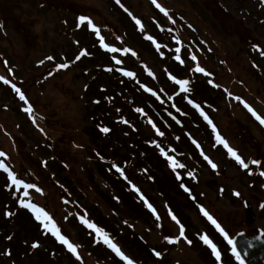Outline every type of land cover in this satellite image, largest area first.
Here are the masks:
<instances>
[{"label": "rangeland", "instance_id": "1", "mask_svg": "<svg viewBox=\"0 0 264 264\" xmlns=\"http://www.w3.org/2000/svg\"><path fill=\"white\" fill-rule=\"evenodd\" d=\"M260 120L264 0H0V264H241Z\"/></svg>", "mask_w": 264, "mask_h": 264}, {"label": "snow or ice", "instance_id": "2", "mask_svg": "<svg viewBox=\"0 0 264 264\" xmlns=\"http://www.w3.org/2000/svg\"><path fill=\"white\" fill-rule=\"evenodd\" d=\"M155 2H156V0H153V3H155ZM157 7H159L158 4H157ZM161 11H164V9L161 8ZM165 15H167V12H165ZM80 19H81V22H83L85 18L81 17ZM88 23H91V21H88ZM137 23H139V22H137ZM94 31H98V29H94ZM81 55H85V53H81ZM49 59H51V57H49ZM117 63H119V61H117ZM197 71H201V69L198 68ZM187 83H188L187 81L182 82V90H183V91H187V90H188L187 87H186ZM17 91H19V90L17 89ZM21 99H23V96H21ZM29 111H30V109H29ZM249 111H252V110L249 109ZM201 114L203 115V113H201ZM253 115H255V113H253ZM205 119H207V117H205ZM257 119H260V118L257 117ZM209 122H210V121H209ZM210 123H211V122H210ZM260 123H261V124H264V120H260ZM103 131L107 132L108 129H103ZM217 141H218L219 143L224 144L225 147H228L227 144L225 143V141H224L223 139H221V137L219 136V134L217 135ZM228 151L230 152L231 156H232V157H233L238 163H240L243 167L247 168L248 165H247V164H246V163H245V162H244V161H243V160L237 155V153H236L235 151H233L231 148H228ZM0 156H3V153H0ZM205 158L207 159V157H205ZM210 163H211V162H210ZM253 163H255V162H253ZM172 164H173V167H174V168H175V167H182V165H178V164H176L175 161H173ZM0 167H3V164H0ZM212 167L215 168V167H216L215 164H212ZM261 175H264V173H261ZM12 179H13V182L15 183V182H16V181H15V177H12ZM37 191H39V189H37ZM25 195H27V193H25ZM201 211L203 212V214H204V215H205V216H206V217H207V218H208L213 224H216V221H215V220H214V219H213V218H212L207 212H205L203 209H201ZM43 215H44L45 219H49V220H50V218L47 217V214H43ZM173 218H174V217H173ZM174 219H175V218H174ZM89 227H92V225H89ZM216 227H217L221 232H223V229L220 228V225H219V224H216ZM55 234L59 237L58 230H57V232H56ZM98 235H101V236L103 237L104 242L107 243V244H109V246L113 248V250L117 253V255H120L122 259H126V257H124L123 254L120 252V249H119V248H116V246H115L114 244L111 243V241L108 239L107 236H104L102 233H99V232H98ZM181 235H183V229H181ZM59 239L61 240L62 243H65V244L68 245V248H69L70 251H72L73 253H75L76 249H75L71 244H69L67 240H65L63 237H59ZM204 240H205V243H208L209 246L212 247V250H213V252L216 254L217 259H219V252L216 251L215 246L212 245L211 242L207 240V237H205ZM174 242H175V241H170V243H174ZM229 243H230V244H233V252L235 253L236 249H235V244H234V242L230 240ZM34 246H35V245H34ZM237 258H239V254H237ZM128 264H131V261H128Z\"/></svg>", "mask_w": 264, "mask_h": 264}, {"label": "water", "instance_id": "3", "mask_svg": "<svg viewBox=\"0 0 264 264\" xmlns=\"http://www.w3.org/2000/svg\"><path fill=\"white\" fill-rule=\"evenodd\" d=\"M232 241L235 244V253L239 254L244 264H264V238L259 234L250 236L238 233Z\"/></svg>", "mask_w": 264, "mask_h": 264}, {"label": "flooded vegetation", "instance_id": "4", "mask_svg": "<svg viewBox=\"0 0 264 264\" xmlns=\"http://www.w3.org/2000/svg\"><path fill=\"white\" fill-rule=\"evenodd\" d=\"M218 177H219V175H218ZM218 238V237H217ZM215 248H219V246L218 245H215Z\"/></svg>", "mask_w": 264, "mask_h": 264}]
</instances>
